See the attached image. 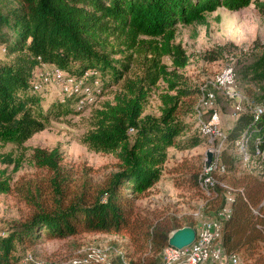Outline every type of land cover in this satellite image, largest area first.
<instances>
[{"label": "trees", "instance_id": "trees-1", "mask_svg": "<svg viewBox=\"0 0 264 264\" xmlns=\"http://www.w3.org/2000/svg\"><path fill=\"white\" fill-rule=\"evenodd\" d=\"M250 3L264 17V0H0V44L6 54L13 55L10 62H0V149L7 143L24 148L29 137L66 110L60 101L44 109L42 97L30 84L37 64H54L79 79L88 70L117 79L130 65L133 52L148 50L156 56L168 55L175 66L183 67L188 56L173 42L178 22H203L205 13L218 5L236 10ZM114 53L123 57L114 60ZM218 57V51L205 55L206 59ZM260 65L256 77L264 81L263 57ZM148 67L153 68L142 78L124 79L123 90L94 111L91 127L81 137L88 148L116 158L114 171L100 180L84 172L83 180L73 188L74 178L61 163L58 148H33L29 161L50 174L51 195L45 202L30 199L34 204L30 215L0 232V264L21 263L15 255L18 243L36 242L41 234L63 238L82 231L129 238L137 256L132 259L127 253H116L114 264H160L169 232L193 226L173 215L142 217L136 205L160 179L168 148H186L199 141L177 139L192 126L185 117L194 116L199 87L182 80L175 70H166L156 59ZM92 77L94 73L87 80ZM159 77L168 83V89L159 93V114L143 113L147 86ZM243 134L248 138L246 153L259 158L264 151V111L257 118L241 112L227 141L229 136L235 141ZM223 150L225 169L215 173L217 182L212 187L206 190L197 182L203 158L198 166L189 165V183L202 195L201 209L208 216L225 206L230 194L221 247L227 256L237 254L238 264H264V179L254 171L236 174L233 159ZM23 155L0 151V162L13 164L16 170ZM4 172L0 173V193L10 190Z\"/></svg>", "mask_w": 264, "mask_h": 264}, {"label": "rangeland", "instance_id": "rangeland-1", "mask_svg": "<svg viewBox=\"0 0 264 264\" xmlns=\"http://www.w3.org/2000/svg\"><path fill=\"white\" fill-rule=\"evenodd\" d=\"M173 42L178 43L188 56L183 67L175 66L168 55L156 56L148 50L133 52L130 65L117 79L92 70H88L89 74L85 73L79 79L67 70L48 63H40L34 67L32 73L39 85L37 91L42 97L44 109L51 102L60 101L66 110L53 118L49 126L29 137L23 143L24 148H17L10 143L1 147L0 151H12L14 155L23 152L24 159L16 170L13 164L0 162V173L5 171L4 175L9 177L10 183V190L0 193V232L14 227L30 215L34 207L30 199L37 198L45 202L51 195L50 187L47 186L50 174L29 161L34 147L58 148L63 157L61 163L74 178L71 183L73 188L83 180L84 172L92 179L100 180L116 169V158L112 154L88 148L81 142V137L91 127L94 111L102 108L105 102H111L116 91L123 90L121 84L125 78L136 81L146 71L151 70L153 67H148V64L152 59L165 65L168 71L175 70L182 76V80L195 88L207 84L226 63H230L234 70L238 98H229L218 93L216 100L220 125L227 134L236 123L232 118L236 102L242 104L248 99L264 106V81L256 77L261 72L260 61L264 58V17L254 3L236 10L218 5L214 10L205 13L203 22H178L175 25ZM209 51H218L220 57L206 59L205 55ZM6 53L4 44H0L1 63L12 60L13 55ZM111 57L116 60L123 57V54L114 53ZM58 69L63 74L53 79L52 71ZM91 73H94V77L89 81L87 78ZM43 76L51 80L40 78ZM147 87L149 93L143 113L158 115L161 105L159 93L168 89V83L165 78L159 77ZM185 120L191 122L192 126L177 139L186 142L189 137H195L199 139L198 144L186 148L169 147L160 179L154 183L149 194L137 199L136 205L142 217L155 219L160 215H173L180 222L191 221L195 226L198 219L207 217L208 214L201 209L204 204L202 195L189 183L188 177L192 172L189 165L200 164L209 141L197 132L193 117L187 116ZM229 137L223 151L233 159L236 174L254 171L260 173L264 179V151L259 158L243 157L240 145ZM38 239L32 243L17 244L15 255L21 258L20 264H27L23 260L26 255L53 264H65L71 257L85 256L93 249L104 254L105 264H114L116 253H127L132 259L137 256L129 238L121 234L82 231L63 238H48L41 234Z\"/></svg>", "mask_w": 264, "mask_h": 264}, {"label": "built area", "instance_id": "built-area-1", "mask_svg": "<svg viewBox=\"0 0 264 264\" xmlns=\"http://www.w3.org/2000/svg\"><path fill=\"white\" fill-rule=\"evenodd\" d=\"M53 79L62 76V70L52 71ZM51 80L47 76L40 77L43 80ZM33 73L31 77V86L34 90H38L39 85L36 84ZM223 94L229 98H238V93L234 85V70L230 63H226L207 84L199 86V92L194 103V122L197 132L205 137L209 144L203 154V162L198 175V184L203 189L212 187L217 178L215 173L224 171L225 166L221 161V152L227 143V133L221 128L220 113L216 106L217 94ZM248 111L257 118L263 111L264 106L261 103H255L246 99L242 104L236 102L234 104L232 118L236 121L239 114ZM248 138L246 134L235 140L240 145L243 157H248L246 153ZM211 153L208 161L207 152ZM231 196H226V205L217 210L214 215L198 219L195 229L194 240L186 247L181 249L167 245L161 254L160 264H238L239 257L237 254L226 255L221 247L220 236L223 221L229 216L230 209L228 202ZM197 214V213H195ZM24 262L27 264H53L43 259L33 258L32 255L24 256ZM105 256L98 249L91 250L82 257H71L65 264H105ZM107 263V261H106ZM111 264V263H108ZM121 264H128L122 261Z\"/></svg>", "mask_w": 264, "mask_h": 264}, {"label": "water", "instance_id": "water-1", "mask_svg": "<svg viewBox=\"0 0 264 264\" xmlns=\"http://www.w3.org/2000/svg\"><path fill=\"white\" fill-rule=\"evenodd\" d=\"M211 153L207 152L208 161ZM195 238V229L191 225H184L182 227L173 229L169 232L167 243L168 245L181 249L188 246Z\"/></svg>", "mask_w": 264, "mask_h": 264}]
</instances>
